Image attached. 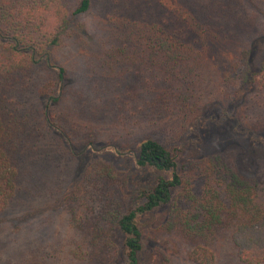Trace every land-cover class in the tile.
<instances>
[{"label":"trees","instance_id":"16d2710c","mask_svg":"<svg viewBox=\"0 0 264 264\" xmlns=\"http://www.w3.org/2000/svg\"><path fill=\"white\" fill-rule=\"evenodd\" d=\"M262 38L264 0H0V230L28 233L37 217L61 212L72 229L68 261L138 264L141 219L167 210L156 231L171 238L161 264L171 255L217 264L219 240L239 264H264V161L241 165L264 157ZM63 50L82 60L100 51L95 58L121 70L103 91L125 103L119 122L128 124V109L138 132L106 146L133 148L137 167L161 173L135 195L112 163L77 174L102 131L86 124L83 133L70 101L101 103L104 93L87 63L60 96L69 78ZM229 123V141L200 137L203 125ZM198 147L206 154L188 157ZM61 160L76 167L66 188Z\"/></svg>","mask_w":264,"mask_h":264},{"label":"rangeland","instance_id":"374dc122","mask_svg":"<svg viewBox=\"0 0 264 264\" xmlns=\"http://www.w3.org/2000/svg\"><path fill=\"white\" fill-rule=\"evenodd\" d=\"M99 9L101 8L99 7ZM257 45L262 52L260 55H262L264 53V38L260 39ZM63 54L66 56L65 60L67 61L69 78L64 84H61V97L63 90L73 82L75 77H78L82 66L87 65V63L93 67L92 71L97 69L95 82H97L98 89H102L104 93L100 95L104 97L101 103L98 102L97 96L90 99V102L88 101L89 96H82L78 98L77 105L74 99L70 101V111L78 116L80 129L83 133L87 130L86 124H95L99 132L102 131V142L98 144V148L86 151L82 156L80 155L79 159L82 158L83 161L81 162V167L79 165L80 168H77V174L82 173L88 165L96 160L112 163L119 171L129 174L130 193L135 195L140 188L151 185L161 173L152 168L137 167L131 155L134 151L133 148L126 150L117 147V145H114L115 148H107L106 146L114 134L121 143H126V140L131 141V138L136 136L134 133L138 132L136 119L133 117L129 118L131 115H129L128 109L125 111L128 124L124 125L121 124L122 122H119L120 111L125 103L117 99L116 96H113L110 91H103L110 88V83L113 87L115 79H112V77L121 73L120 68L112 66L108 58H104L101 61L95 58V56L100 54V51H97L94 56L91 55L90 59L87 60H82L81 58L74 59L75 57L72 59L67 56L65 50H63ZM53 107L51 105V108ZM48 113L49 115L54 114L53 110H49ZM123 117L126 118L125 115ZM116 123L118 126H116ZM232 128L231 123L223 125L221 127L223 132L218 127L203 125L202 130H200V137L208 142L219 134L222 137V142H226L230 140L229 134ZM58 139L57 143L59 142ZM221 146H215V149H221ZM105 148L107 150H104ZM117 150L122 151H120L121 153H117ZM205 154L202 148L198 147L191 150L188 157H199ZM261 161H264V157H260V159L255 161L250 160L248 157H243L241 165L246 171H252L255 163L259 164ZM60 163L62 164V168L58 170L60 171L59 182L63 180L65 182L64 188H66L76 167L74 164H70L68 160H61ZM166 218L167 210H164L159 212L154 218L150 215H145L141 219L142 223H146V227L144 228L146 239L144 249L139 254L138 264L162 263L159 251L165 250L167 245L170 244L171 238L168 235L156 233V231L165 223ZM29 230L28 233L24 230L25 232L22 231L18 234H16L14 229H7V231L0 230V264H77L65 258L67 250L64 251V248H66L72 236V229L66 215L58 212L52 217L39 216L32 223ZM118 235L115 236V240L118 252L121 253L122 240ZM32 249L40 251L39 258L23 261L25 253ZM216 251L218 254L217 264H239L227 241L219 240ZM168 264L192 263L181 255H171Z\"/></svg>","mask_w":264,"mask_h":264}]
</instances>
